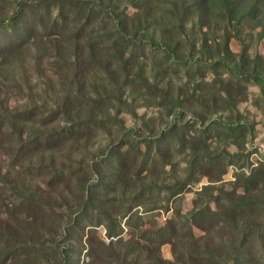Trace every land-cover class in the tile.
<instances>
[{
    "label": "rangeland",
    "instance_id": "374dc122",
    "mask_svg": "<svg viewBox=\"0 0 264 264\" xmlns=\"http://www.w3.org/2000/svg\"><path fill=\"white\" fill-rule=\"evenodd\" d=\"M22 2L24 44L0 55V264H235L237 252L264 264L255 21L240 39L195 17L174 29L169 55L150 45L165 42L158 9L125 63L112 21L88 18L103 0H0V22ZM12 28L0 27L2 53ZM172 225L171 241L150 240Z\"/></svg>",
    "mask_w": 264,
    "mask_h": 264
},
{
    "label": "trees",
    "instance_id": "16d2710c",
    "mask_svg": "<svg viewBox=\"0 0 264 264\" xmlns=\"http://www.w3.org/2000/svg\"><path fill=\"white\" fill-rule=\"evenodd\" d=\"M88 4V18L99 17V15L104 14L112 21L115 26L112 34H117L114 42L116 46H122L121 57L125 63H131L134 57L135 52L132 51L130 45H142L144 40L140 35L142 33H153V27L159 25L160 20L155 16L158 9L162 10L160 17L162 23L161 32L162 41L165 42L161 43V41V44L150 43V45L152 47H154V45L161 46L169 55L176 54V49L179 47L178 42H175V45L171 43L173 41L172 35H174V29L177 28L178 31L185 34L187 22L195 17L198 19L200 27L208 26V28L216 25L213 24V21H219V19L224 20L230 27H235L236 30L232 29L234 31L233 35L238 38H240L242 27L247 24L250 25L252 21H255L253 28H259L260 35L264 37V0H103L101 4H96L94 2H88ZM167 5L170 6L172 10H164V8H161ZM130 6L136 8L138 11L133 18H128L123 12L126 7ZM27 7H29V3L22 2L21 6H19L8 20L0 22V27H13L12 29L15 30L13 32L14 36L18 39L15 46L6 48L3 53L0 52V55L12 53L22 48L24 42L20 40L21 31H17V29L21 25V19ZM165 16H170L169 22H165ZM227 41L225 42V51L230 52ZM127 53L128 55H126ZM259 57L260 56L257 58ZM242 75L251 78L247 71L242 72ZM15 117L18 118L17 116ZM173 231H175V225L170 226V228L160 227L155 231V235L150 240L154 242L155 245L171 241L173 236H168V234ZM109 236H116V234L112 231ZM123 239V236L118 234V239L115 244H121ZM67 249H69L68 246L63 252L67 251ZM130 253V250L127 249L124 252V257ZM120 254V250L116 249L112 251V255L116 259H119ZM207 259L208 260L205 262L211 264V259ZM65 260V264L73 263L72 257L67 256ZM235 261V264L257 263L256 258H253V256L252 258H242L238 252L235 255ZM161 262L162 260H157L155 264L164 263V261Z\"/></svg>",
    "mask_w": 264,
    "mask_h": 264
}]
</instances>
